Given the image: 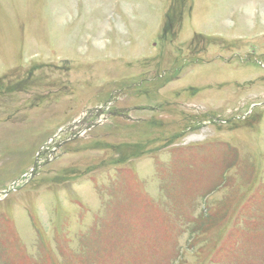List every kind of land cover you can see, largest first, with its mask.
<instances>
[{"label": "rangeland", "instance_id": "obj_1", "mask_svg": "<svg viewBox=\"0 0 264 264\" xmlns=\"http://www.w3.org/2000/svg\"><path fill=\"white\" fill-rule=\"evenodd\" d=\"M0 264H264V0H0Z\"/></svg>", "mask_w": 264, "mask_h": 264}]
</instances>
